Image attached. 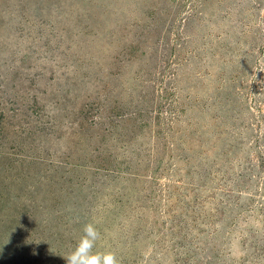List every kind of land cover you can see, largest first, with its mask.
<instances>
[{
    "label": "rangeland",
    "instance_id": "obj_1",
    "mask_svg": "<svg viewBox=\"0 0 264 264\" xmlns=\"http://www.w3.org/2000/svg\"><path fill=\"white\" fill-rule=\"evenodd\" d=\"M264 264V0H0V264Z\"/></svg>",
    "mask_w": 264,
    "mask_h": 264
},
{
    "label": "clouds",
    "instance_id": "obj_2",
    "mask_svg": "<svg viewBox=\"0 0 264 264\" xmlns=\"http://www.w3.org/2000/svg\"><path fill=\"white\" fill-rule=\"evenodd\" d=\"M100 238L101 233L96 224L86 223L75 246L63 256L67 264H121L114 252L95 250Z\"/></svg>",
    "mask_w": 264,
    "mask_h": 264
}]
</instances>
